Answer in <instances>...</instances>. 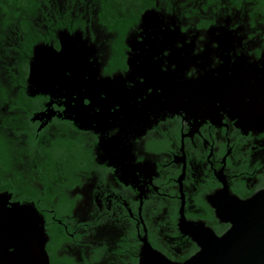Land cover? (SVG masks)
<instances>
[{
  "label": "flooded vegetation",
  "instance_id": "obj_1",
  "mask_svg": "<svg viewBox=\"0 0 264 264\" xmlns=\"http://www.w3.org/2000/svg\"><path fill=\"white\" fill-rule=\"evenodd\" d=\"M32 1L0 20V195L50 264L189 260L264 194V0Z\"/></svg>",
  "mask_w": 264,
  "mask_h": 264
},
{
  "label": "water",
  "instance_id": "obj_2",
  "mask_svg": "<svg viewBox=\"0 0 264 264\" xmlns=\"http://www.w3.org/2000/svg\"><path fill=\"white\" fill-rule=\"evenodd\" d=\"M152 15V11L143 14L144 25ZM65 46L69 47L64 41L60 53L48 50L58 63L57 71L66 56ZM43 50L47 52L44 46L37 48L39 53ZM202 87L197 84V95ZM218 216L231 228L221 237L207 231L196 239L200 250L189 260L171 262L145 241L139 264H264V194L229 201V208L218 211ZM46 242L44 219L37 208L10 203L7 196L0 195V264H50Z\"/></svg>",
  "mask_w": 264,
  "mask_h": 264
},
{
  "label": "trees",
  "instance_id": "obj_3",
  "mask_svg": "<svg viewBox=\"0 0 264 264\" xmlns=\"http://www.w3.org/2000/svg\"><path fill=\"white\" fill-rule=\"evenodd\" d=\"M34 1L32 0H0V20L5 21V26L11 25L14 20H17L22 7L26 10L34 8ZM5 16L7 18H5ZM23 28L28 24L26 20H22Z\"/></svg>",
  "mask_w": 264,
  "mask_h": 264
},
{
  "label": "snow or ice",
  "instance_id": "obj_4",
  "mask_svg": "<svg viewBox=\"0 0 264 264\" xmlns=\"http://www.w3.org/2000/svg\"><path fill=\"white\" fill-rule=\"evenodd\" d=\"M164 71L166 72L167 71V68H164ZM148 94H149V91H148ZM150 95V94H149ZM145 99L147 98V97H144ZM118 110V107L117 108H114L113 109V112H116Z\"/></svg>",
  "mask_w": 264,
  "mask_h": 264
}]
</instances>
